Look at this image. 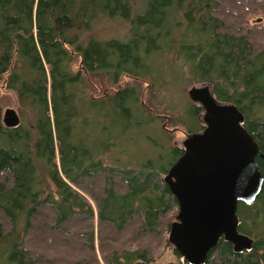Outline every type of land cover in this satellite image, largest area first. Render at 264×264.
I'll list each match as a JSON object with an SVG mask.
<instances>
[{"label": "trees", "instance_id": "obj_1", "mask_svg": "<svg viewBox=\"0 0 264 264\" xmlns=\"http://www.w3.org/2000/svg\"><path fill=\"white\" fill-rule=\"evenodd\" d=\"M262 4L0 0V87L15 94L21 119L16 127H5L0 108V264H101L100 259L102 264H158L148 246H131L145 237H162L171 245V224L164 218L169 213L174 218L178 206L164 182L168 170L151 163L138 169L106 166L87 152L86 162L65 160L74 151L66 136L78 119L76 110L99 107L102 131L106 123L136 125L135 115L148 116V108L135 86L118 87L121 77L144 81L153 92L163 88L164 70L177 71L185 85L205 83L216 100L236 106L261 155L255 159L261 190L252 202L237 206L238 231L252 239L251 248L235 252L220 238L203 264H264V232L240 223L242 206L247 212L253 204L264 208V49L235 22ZM114 20L126 22V35H100L98 27ZM75 61L79 67L73 71ZM155 62L159 66L152 68ZM95 79L104 89L117 88L95 98L90 95ZM192 104L190 113L198 118L202 108ZM203 129L201 123L197 132ZM171 152L175 162L183 146ZM33 153L48 166L46 180L34 170ZM171 246L177 264H189Z\"/></svg>", "mask_w": 264, "mask_h": 264}, {"label": "water", "instance_id": "obj_2", "mask_svg": "<svg viewBox=\"0 0 264 264\" xmlns=\"http://www.w3.org/2000/svg\"><path fill=\"white\" fill-rule=\"evenodd\" d=\"M187 95L202 108L204 129L184 141L183 154L164 176L178 206L168 238L187 263L203 264L220 238L235 252L251 248L252 239L238 231L237 206L252 202L261 190L255 162L261 155L236 106L216 100L208 86L191 87ZM2 123L16 127V111L5 109Z\"/></svg>", "mask_w": 264, "mask_h": 264}, {"label": "rangeland", "instance_id": "obj_3", "mask_svg": "<svg viewBox=\"0 0 264 264\" xmlns=\"http://www.w3.org/2000/svg\"><path fill=\"white\" fill-rule=\"evenodd\" d=\"M260 7H262L260 8L261 10L244 14L245 19L239 18L235 22L237 25L244 27V31L251 35V38L258 46H256L257 48L264 49V17L262 16L264 14V4ZM127 27L126 22L114 20L103 22L98 29L100 30L99 34L102 36L110 33L111 35L115 34L116 36L124 37ZM154 64L156 65L152 68L159 66L156 62ZM160 66H163L162 69H166L164 64ZM78 67V61H75L71 69L76 71ZM160 77L165 81H162V84H164L162 85L163 88L153 92L146 90L147 85L144 81L138 80L134 82L128 76L121 77L118 87L125 85L135 86L139 93L140 102L148 108L149 112L148 116L135 115L138 118L136 125L131 124L126 129L118 125L120 123L115 122L116 124L113 125L106 123L108 129L102 131L101 116L99 107L97 106H84L81 111L76 110L78 119L71 121V135L66 136L67 143L74 151H71L72 154L66 158L65 164L71 158L86 162L84 152H87L91 155L96 154L97 160L101 158L106 166L121 165L127 168L138 169V167L149 168L147 165L151 163L157 169L168 170L175 159L171 148L183 146L184 141L192 134H195L188 133L187 130L197 132L202 123V111L198 115V118H195L190 113L192 101H190L187 91L191 87L208 85L205 83L185 85V79H182L180 74L175 70H164L161 72ZM92 82L94 90L90 95L95 98H101L105 94V90L111 92L117 88L115 86L110 89H104L103 82L96 79L92 80ZM208 87L211 89L210 86ZM0 108L2 115L5 109H13L18 114L15 94L2 86L0 87ZM20 120L19 118V123ZM109 143L113 145L110 146ZM104 144L106 147L109 145L112 149L107 153L104 152L105 154L102 155L101 152L105 149ZM33 154V160L37 163L34 164V170L35 172L37 171L38 176L42 174L40 179L46 180L45 173L48 170V166L45 164V160L42 161L36 153ZM55 161L59 166L60 161L58 156H56ZM87 199L90 201L94 211H96L95 204L88 197ZM244 207L246 206H242L244 218H240V223L248 229H255L257 233L264 232V208L261 209V205L259 204H253L250 206L252 210L247 212L246 209L249 208L246 207L244 209ZM175 217L173 218L172 214L169 213L164 218V224L168 222L171 224L175 221ZM169 243L173 245L170 241ZM97 244L96 242V247ZM138 245L148 246L158 264H177V259L172 253V246L167 245L165 238L148 239L145 237L140 242L134 241L131 247ZM96 253L98 259H100V252L97 248ZM180 262H182V259ZM100 263L102 264L101 259Z\"/></svg>", "mask_w": 264, "mask_h": 264}]
</instances>
